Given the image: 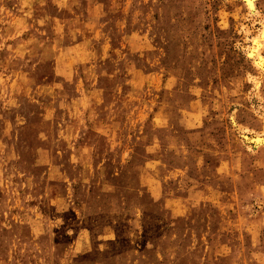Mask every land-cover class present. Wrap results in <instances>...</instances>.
Here are the masks:
<instances>
[{"label": "rangeland", "instance_id": "1", "mask_svg": "<svg viewBox=\"0 0 264 264\" xmlns=\"http://www.w3.org/2000/svg\"><path fill=\"white\" fill-rule=\"evenodd\" d=\"M263 20L0 0V264H264Z\"/></svg>", "mask_w": 264, "mask_h": 264}, {"label": "bare ground", "instance_id": "2", "mask_svg": "<svg viewBox=\"0 0 264 264\" xmlns=\"http://www.w3.org/2000/svg\"><path fill=\"white\" fill-rule=\"evenodd\" d=\"M244 1L246 3L250 13H251V10L255 11L256 0H244ZM261 29H262V31H260L256 35H254V37L252 36L251 44H249L247 47V52H248L249 56H251L254 59L255 65L258 67H264V56L262 54V49L264 47V40H263L264 39V20L262 21V28ZM263 76H264V74H263ZM250 79H251V81L254 82V85H255L254 88L258 89L260 84H261V80L259 78L257 79L256 77H251ZM253 137L252 138H253V141L256 142V146H258L259 144H261L264 141L263 137L260 134L254 135Z\"/></svg>", "mask_w": 264, "mask_h": 264}]
</instances>
